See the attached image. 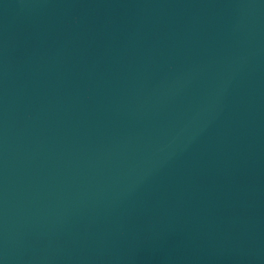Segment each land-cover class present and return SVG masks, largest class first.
I'll list each match as a JSON object with an SVG mask.
<instances>
[{
  "label": "water",
  "instance_id": "obj_1",
  "mask_svg": "<svg viewBox=\"0 0 264 264\" xmlns=\"http://www.w3.org/2000/svg\"><path fill=\"white\" fill-rule=\"evenodd\" d=\"M0 264H264V0H0Z\"/></svg>",
  "mask_w": 264,
  "mask_h": 264
}]
</instances>
